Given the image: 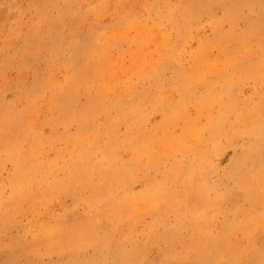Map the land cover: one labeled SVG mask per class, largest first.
Here are the masks:
<instances>
[{
  "label": "rangeland",
  "instance_id": "obj_1",
  "mask_svg": "<svg viewBox=\"0 0 264 264\" xmlns=\"http://www.w3.org/2000/svg\"><path fill=\"white\" fill-rule=\"evenodd\" d=\"M0 264H264V0H0Z\"/></svg>",
  "mask_w": 264,
  "mask_h": 264
},
{
  "label": "bare ground",
  "instance_id": "obj_2",
  "mask_svg": "<svg viewBox=\"0 0 264 264\" xmlns=\"http://www.w3.org/2000/svg\"><path fill=\"white\" fill-rule=\"evenodd\" d=\"M263 134H261L262 136ZM194 137V135H192ZM40 144L37 143V146H39ZM172 148H177V146L175 144L172 145ZM191 163V162H190ZM95 167H98L101 172L103 173V175H106L107 170H108V163L103 160V161H99L98 165H93V163L91 162V160H87L86 158H84L82 156L81 158V164L78 167V174H79V178H78V185L80 188L83 189H89L91 193H93L95 191V189L92 188V186L90 185V179L89 176L90 174L93 173V170ZM108 175V174H107ZM37 185V183H35ZM39 187V185L35 188L37 189ZM39 189L42 190V186L39 187ZM96 198V196H93ZM159 197H161L159 199V201L161 202L165 197H163V195L159 194ZM153 202H147V200L145 198H138V199H134L133 201H130L127 198H122V201L114 204L112 206V210H111V214H121L119 212H121L122 209H125L126 211H128L129 209L130 211V215H133L134 213H137L138 211L142 210L144 207H148L149 205H152ZM128 214V213H126ZM122 215V214H121Z\"/></svg>",
  "mask_w": 264,
  "mask_h": 264
}]
</instances>
